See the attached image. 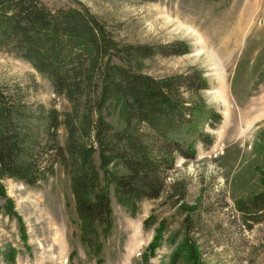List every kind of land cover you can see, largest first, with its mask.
I'll return each instance as SVG.
<instances>
[{
  "label": "rangeland",
  "instance_id": "1",
  "mask_svg": "<svg viewBox=\"0 0 264 264\" xmlns=\"http://www.w3.org/2000/svg\"><path fill=\"white\" fill-rule=\"evenodd\" d=\"M42 1L52 8L88 7L122 44L186 43L183 54L134 58V68L156 77L200 71L207 88L186 93L188 101L221 120L215 128L200 121L210 145L197 141L192 157L175 154L167 183L181 182L184 200L175 203L164 192L142 200L135 214L106 186L110 173H126L122 164H110L105 173L90 139V152L73 156L68 167L58 163L39 185L0 175V264H264V222L247 229L235 206L264 189V0ZM0 85L24 94L33 107H56L62 119L71 109L46 75L3 50ZM104 115L118 129L120 101L113 98ZM58 132L65 146L66 127ZM80 165L98 172L112 208L109 227L90 240L72 192ZM190 206L195 209L184 223Z\"/></svg>",
  "mask_w": 264,
  "mask_h": 264
},
{
  "label": "trees",
  "instance_id": "2",
  "mask_svg": "<svg viewBox=\"0 0 264 264\" xmlns=\"http://www.w3.org/2000/svg\"><path fill=\"white\" fill-rule=\"evenodd\" d=\"M156 47L122 44L86 6L52 8L42 0H0V50L28 61L71 104L62 119L56 107H33L24 94L0 85V175L39 185L58 163L68 167L73 156L90 152V139L105 173L110 164H122L126 173H110L106 186H114L120 203L133 214L142 200L161 198L164 192L175 203L184 200V186L176 181L168 185L167 172L176 153L192 157L197 141L211 144L198 126L204 119L215 128L221 116L188 101L186 93L207 88L200 71L156 77L134 68V58L188 52L182 42ZM113 98L122 109L118 129L104 115ZM62 125L65 146L58 140ZM106 186L100 187L97 171L78 167L72 192L87 240L111 223ZM235 204L247 229L264 222V189ZM194 209L190 206L184 223Z\"/></svg>",
  "mask_w": 264,
  "mask_h": 264
},
{
  "label": "bare ground",
  "instance_id": "3",
  "mask_svg": "<svg viewBox=\"0 0 264 264\" xmlns=\"http://www.w3.org/2000/svg\"><path fill=\"white\" fill-rule=\"evenodd\" d=\"M242 25H243V24H242ZM244 27H245V26H244ZM242 33H243V31H242ZM242 33H241V34H242ZM233 35H234L235 37H237V39H238V37H239V35H240L239 30H238V32H235V34H233ZM234 36H233V37H234ZM230 39H231V38H230ZM229 41H230V40H229ZM229 41H228L227 43H229ZM225 43H226V42H225ZM212 51H213V50H212ZM231 51H232V50H231ZM213 52H214V51H213ZM211 54H212V52H211ZM211 54H210L209 56H212ZM213 55H214V54H213ZM214 56H216V55H214ZM216 59H217V57H216Z\"/></svg>",
  "mask_w": 264,
  "mask_h": 264
},
{
  "label": "built area",
  "instance_id": "4",
  "mask_svg": "<svg viewBox=\"0 0 264 264\" xmlns=\"http://www.w3.org/2000/svg\"><path fill=\"white\" fill-rule=\"evenodd\" d=\"M217 152H218V148L213 149V154H214V155L217 154Z\"/></svg>",
  "mask_w": 264,
  "mask_h": 264
}]
</instances>
